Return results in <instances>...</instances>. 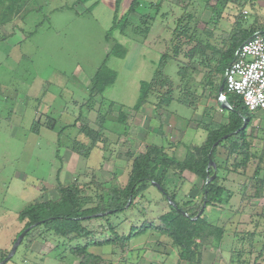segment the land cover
Returning a JSON list of instances; mask_svg holds the SVG:
<instances>
[{
	"label": "rangeland",
	"instance_id": "1",
	"mask_svg": "<svg viewBox=\"0 0 264 264\" xmlns=\"http://www.w3.org/2000/svg\"><path fill=\"white\" fill-rule=\"evenodd\" d=\"M132 1L121 0L120 3L123 8L125 6L128 8ZM143 1L147 3H142L138 12L149 15L152 23L146 41L143 39L145 36L140 35L144 31L143 28L135 33L129 28L125 35L120 30L110 31V19L106 9L114 8L115 10L116 0H87L86 2L83 0L80 2L78 0H19L17 3L20 7L19 13L9 23L6 19L11 13L6 8L7 2L3 1L4 4L0 5V19L4 18V22L0 21V250L10 245L16 224H19L18 212L33 203L30 194L33 195L34 192L30 184L36 187L58 185H55L51 179L53 173L62 165L60 161L65 155L63 151L71 147L69 140H73L75 132H79L84 123L94 130L102 126L105 138L110 143V140L115 141L118 136L124 134L119 132L125 131L124 127L133 119V116H138L140 111L135 112L132 109L140 100L141 86L144 84L143 90H145L155 71L159 70L156 56H147L146 53H150L147 50H151L157 54L158 58L160 57L161 77L169 79L173 85L172 99L174 100L169 106L160 109L159 101L155 98H160L167 89L153 90L152 93L155 94L150 96L148 103L141 109L142 114L145 115L143 116L144 130L153 132L152 127H154L163 132V127L160 128V125L166 119L172 117L188 122L193 119L196 110L197 114H200L203 110H208L210 106L215 107L214 112L210 111L211 114L213 113L211 115L213 122H215L216 114H223L216 106V98L212 97L209 89L204 90L202 87H198L196 94H192L190 101H194V108L179 103L180 97L183 98L184 95V91L181 90L183 87H178L181 85L179 69L187 65L182 54L188 53L197 42L200 47L198 52L205 58L209 56L212 70L222 58H229L225 55L220 57L221 59L213 58V55H220L229 50L230 41L224 45V40L238 29V27L234 28L235 18H240L239 11H241L239 10L241 6L236 5L239 9L234 10L232 5L242 1L230 0V4L222 8L223 2L218 4V0H171L177 4L180 3L181 9L172 12L170 17L164 20L165 25L167 22L170 24L168 30L173 31L177 21L181 20V28L184 27V23H187L186 27L191 28L194 35L190 33V37H186L185 41L183 39L180 55L177 54L175 58L170 57V60L165 63L161 60V54L173 49L171 39L167 34L166 43H161L162 48H160L159 35L152 37L160 29V10L157 13L156 8L148 4L155 0ZM188 1L189 5L185 7ZM225 7H227L225 12L227 17L222 22V11ZM190 8L192 9L189 10ZM118 10L117 16H120L123 13L120 14V4ZM216 10L219 11L218 20H216L217 17L215 18ZM246 10L248 12L251 9ZM161 12H164L163 8ZM188 14L195 16V20L188 22ZM253 14L255 13L252 9ZM247 25H249L248 22L243 24L249 28ZM107 35H109L108 39H106ZM121 35L128 36L130 39L119 41ZM147 42H154L155 46L146 47ZM113 43L128 49L129 53L123 57L124 59L116 56L118 51H114ZM113 51L116 54H112ZM172 51L170 55L173 54ZM150 60L156 64L148 65ZM104 62L108 69L116 73V78L101 96L104 101L101 113L98 104L89 110L86 100L91 89V79ZM226 63L225 61L223 64ZM198 69L196 67V70ZM199 70L204 72V69ZM196 76L197 81L200 80L201 76L199 74ZM192 90H189V94ZM105 109H108V112ZM119 109L124 112V115ZM46 116L55 121V130L45 128ZM121 118L123 122L120 121ZM38 119L43 124L39 129L40 132L34 133L32 125L34 120ZM148 119H151L152 127L146 122ZM98 120H101V123L98 124ZM254 120V126L251 124L247 129L250 150L246 158L248 164L243 163L241 166L244 168L234 170V159L228 157L227 153L224 159L219 153L218 161L227 167L223 169L225 178L227 180L241 179L245 183L240 186L243 190L237 199L229 198L228 201L224 199L218 205L206 208L204 216L207 221L213 226L223 228L225 233L218 248H202L199 264H264V257L257 258L264 245V198L249 200L251 192H246L249 181L254 180L255 177L264 180V120L261 117H255ZM132 122L137 123L138 119ZM72 124L76 131L70 128L65 133L59 132L64 126ZM108 132L115 137L109 136ZM139 153L142 152L134 155ZM116 154L111 151L109 154H104V160L107 162L103 164L101 170H97V179L109 181L112 179L111 175L117 173L118 182L123 186L131 161L127 159L126 166L122 165L121 171H118L114 165L110 164L114 160L113 157L116 158ZM242 161L238 158L235 164ZM114 162L116 164V161ZM97 163H99L97 157L92 156L88 162H85L84 168L91 169ZM90 177L92 176L89 171L85 176L86 182L90 180ZM80 182L84 181L80 180ZM88 185L89 187L85 188ZM227 188L234 187L227 184ZM80 189L82 197L85 196V201L80 208L82 210L96 208L99 200H96L95 196L97 197L100 193L99 188L85 183L84 187L80 186ZM166 189L168 193L174 190L170 185ZM160 196L161 193L155 186H148L144 197L137 200L132 208L118 215H110L106 219L93 218L84 222V226L90 232L86 237H58L52 231L46 233L44 225L31 229L36 231L31 234L35 232L34 238L42 240L44 244L47 243L54 249L42 258L50 260L54 259V256H63L66 259L65 264H79V260L71 252L77 246H84L90 241L115 240L116 236L131 237L125 242L117 243L116 241L113 245L106 247L90 248L89 252L99 259L93 264H177L178 250L166 236L144 227L142 229L144 234L137 237L135 235L132 238L133 234L141 230L144 223L159 226V217L169 211L167 203ZM50 197L53 198L56 195L51 193ZM200 202L201 198L196 201L197 204ZM213 208L222 212H218L217 215L210 214ZM255 222L258 223V227L255 229L254 237L249 239L247 233L254 231ZM110 227L113 228L112 232L109 230ZM30 237L31 235L23 240V244L11 260L13 263L24 264V254L28 256L31 252L24 251L22 248ZM10 249L7 250L8 253ZM181 264L187 263L181 262Z\"/></svg>",
	"mask_w": 264,
	"mask_h": 264
},
{
	"label": "trees",
	"instance_id": "2",
	"mask_svg": "<svg viewBox=\"0 0 264 264\" xmlns=\"http://www.w3.org/2000/svg\"><path fill=\"white\" fill-rule=\"evenodd\" d=\"M7 2V9L11 13L6 20L8 23L11 19L19 13L20 7L18 6L19 0H0V5ZM87 0H83L86 2ZM121 0H116L115 4V13L114 20L112 26L110 27V31L112 30H120L123 35L126 34L127 29L131 28L134 33L143 28V32L140 34L141 36H146L150 31L151 26V18L149 15L142 14L138 12V8L144 2L143 0H133L126 12V14L118 18L117 10L119 7ZM157 1V2H156ZM154 3H148L151 7H155L157 13L160 10L161 4L160 0H156ZM222 3V8L226 6L227 0H218V4ZM232 1V0H231ZM80 2V0H78ZM17 4V9L15 8ZM189 5V1L185 4V7ZM206 5L208 6V1H206ZM219 10L218 8H215ZM216 10V11H217ZM214 11V12H216ZM213 12V13H214ZM221 13V12H220ZM131 14H139L140 18H144L141 20L139 24L133 25L129 22L128 17ZM219 11L216 12L215 18L218 20ZM1 16V14H0ZM190 14L187 15L188 19L190 18ZM5 17V16H4ZM241 18H236L235 27H238L232 35L227 36V39L224 40V45H226L229 41V50L220 54L213 55V58L221 59L220 57L228 56L229 58H222L220 62L216 65L215 69H211L210 59L205 58L204 55H201L198 52L200 47L198 46V42L195 44L193 49L189 50L188 53L182 54L183 59L186 60L187 65H184L179 69V74L181 75V85L178 87H183L184 95L181 98L179 103H183L188 107L194 108V101L191 102L192 94H196L198 91V87H202L204 90L209 89L212 97L217 99V103L220 109L225 112L228 116V123L226 125L221 126L217 130H208L206 127V131L210 132L205 140V142L200 147H193L188 150L186 156L183 160L176 159L173 155H169L166 149L160 148L155 145H150L146 148L144 153H139L134 156V154H129L128 159H130V168L127 173L126 183L121 186L118 182V177L116 175H111L112 179L109 181H104L103 183L97 184L95 182L96 188H99V194L97 197L95 196L98 204L95 206L96 208L82 210L81 204L85 201V196L82 197L80 186L76 183L72 186L64 187L60 184L57 185V200H48L46 202L41 203H30L24 209H22L18 213V220L24 223V228H26L38 224L44 225V231L46 233L53 232L56 236L62 238L74 237V238H82L86 237L90 234V232L84 226V222L87 220L93 219L94 215L101 213H108L103 219L109 217L110 215H118L123 213L124 211L132 208L136 201L141 197H144V193L147 190L148 186H153V182L157 183L160 187H162L161 198L167 203L169 211L159 217L160 224L159 226H155L153 224L144 223L141 230L136 234H133L135 237L141 234H144L142 229L146 227V229H153L157 231L159 234L166 236L172 244L178 250V262L177 264H181V262H186L187 264H199L201 261V250L204 247H212L218 248L221 240L224 236L225 230L223 228H219L211 225L207 218L204 216L205 210L208 207H214L221 202V200H229L231 195L219 184V176L216 175L215 179L207 184H205L207 178V166L210 160L215 162L216 155L218 149L222 148L226 151L228 157H232L234 159L233 166L234 170L244 168L241 167L243 163H247L246 158L249 156L250 145L247 141V136L249 135L247 129L251 126L252 121L254 119L253 115L250 114L245 106L243 105L242 99L240 96L227 93L226 88H223V96L224 99L228 101L231 106V110H226L222 106V101L219 100L218 90L224 78L226 69L229 64L234 60L235 54L238 49L241 47L243 43L248 41L253 37L254 34L260 33L264 34V28H244V17L243 15H239ZM1 22H4V18L0 19ZM181 20H178L177 26H175L172 31L173 36L171 37V45H173L174 51L172 55L170 52H165L161 54V60H164V63L170 60V57H177L176 55H180V50L182 47V40L187 39L186 37H190L194 35L191 28H187V23L184 27L181 28ZM109 35H107V38ZM176 39V40H175ZM192 43V41L188 40ZM174 42L176 44H174ZM178 42V43H177ZM185 43V42H184ZM200 43V42H199ZM201 44V43H200ZM114 46V51H118V53H113L118 56V58H123L125 56V49L121 47L119 44H112ZM223 48V47H222ZM201 52V51H200ZM170 55V56H169ZM177 60V59H175ZM212 60V59H211ZM226 64H223L224 62ZM196 67L202 70H196ZM159 70L155 71L152 79L149 82V85L145 86V90H143L144 84L141 86V95L140 100L133 107V111H140L149 101L153 90L167 89L164 95H160L156 97L157 101H159L160 109L164 106L167 107L174 100L172 99L173 93V85L170 80L167 78H162V71H160V59L158 62ZM197 74H199L200 80L197 81ZM156 75V76H155ZM160 76V80H159ZM116 78V73L110 69H108L104 64L99 68L91 79V89L88 95V99L86 100V104L88 105V109L92 110L95 104L99 105V110L103 108L104 101H102V94L104 91L110 87ZM189 86V87H187ZM192 93L189 94V90ZM101 100V101H98ZM152 103V102H151ZM113 105V104H112ZM108 112V109H105ZM120 110V109H119ZM122 112V110H120ZM111 112V111H109ZM102 113V112H101ZM124 115V112H122ZM121 114V115H122ZM122 115V116H123ZM103 117L105 116L102 115ZM101 119V115H99ZM81 120V117H79ZM46 123L44 124L46 129L55 130V121L50 117H45ZM123 122V119H120ZM98 124L101 123V120L97 121ZM41 120L38 119L32 125V132L38 133L40 127H42ZM246 124L244 130H240L243 125ZM74 127V124H72ZM99 126L97 130L91 129L88 127L86 123L80 128L79 134L84 136L88 140V143H82L79 140H73L71 142L70 150L84 158H87L91 152V150L98 146L100 143L101 150L103 153L108 152V140L104 137L105 133L103 132V127ZM66 129L62 128L59 132L62 133ZM234 134L235 132H237ZM225 140H222L223 137L228 136ZM216 144V145H215ZM215 145V146H214ZM210 155V157H209ZM240 158L243 160L241 163L235 164V161ZM227 168V167H224ZM218 169V168H216ZM210 168L209 170V179L217 170ZM168 172H172L175 176H181L184 172H189L193 174L196 178L202 181V186L199 192V198L191 199V198H181L180 197V189L181 187L177 185L172 193H168L166 187L164 186V179ZM89 184V183H88ZM248 188L246 192H251L250 199L259 200L264 198V180L256 179L251 180L247 184ZM84 187V186H83ZM85 186V188H88ZM201 198V202L199 204L196 203L198 199ZM130 199V204L127 206V203ZM171 201L172 203H169ZM183 203L181 204L180 203ZM205 203V208L202 214L197 218V220H193L198 213L200 212L203 204ZM183 212H186L187 216L183 215ZM262 217V216H261ZM101 218V217H96ZM256 223V222H255ZM258 223L254 225V231L251 233H247L249 235V239L254 237L255 229L258 227ZM36 226V227H37ZM35 228V227H34ZM110 232L113 231V228L110 227ZM21 231V232H22ZM35 230H30L24 237L26 239L31 235L30 238L26 240L28 243H32L37 240L34 238ZM20 232V233H21ZM19 233V234H20ZM19 234L16 236L18 237ZM131 237V236H130ZM130 237L122 238L116 236L115 240L104 239L102 241L96 242H88L84 246H77L71 252L76 258L79 260V264H93L97 260H99L96 256L89 252V249L92 247H106L109 245H113L114 243H121L128 241ZM23 239V240H24ZM15 239L13 240V242ZM12 242V243H13ZM23 244V241L20 245ZM8 252H4L0 258V262L7 256ZM264 257V245L262 248V252L257 256V258ZM261 258V259H262Z\"/></svg>",
	"mask_w": 264,
	"mask_h": 264
},
{
	"label": "crops",
	"instance_id": "3",
	"mask_svg": "<svg viewBox=\"0 0 264 264\" xmlns=\"http://www.w3.org/2000/svg\"><path fill=\"white\" fill-rule=\"evenodd\" d=\"M227 1L228 2L226 4V6L230 4V0H227ZM241 1L242 2L239 1L237 4H233L232 6L234 7V10L239 9L238 7L241 6L239 9L241 11H239V12L244 17V23L248 22L249 25H247V26H249V28H250V26H253V28H258V30L260 28H264V0H241ZM160 4H161V7H160V13H161L160 14L161 15L160 16L161 17L160 18V29L156 34H153L152 37H157L159 35L160 48H162V44L166 43V39H167L168 35H169L170 39L172 37V31L170 32L168 30V28L170 27V24H169V22H167V25H165L164 20L166 18L170 17L172 12H177L176 10L181 9V4L180 3L179 4L174 3L171 0H160ZM166 5H167V8H166ZM236 5H238V7ZM120 7H121L120 14H121V12H123V13L120 16H118V18L123 17L129 8V7L127 8L126 6H125V8H123L122 3H120ZM162 8L164 9V12H161ZM226 8L227 7H225L222 11L223 12L222 17H221L222 22L224 21L223 19L227 17V13L225 14V12L227 10ZM191 9L192 8H190L189 10H191ZM246 9H248V10L251 9V10H249L250 12L249 11L247 12ZM252 9L255 13L253 15H252ZM106 11L109 15L108 18L110 19L109 20L110 25L112 26V23L114 20L115 10H114V8H107ZM117 11H119V10H117ZM244 11L246 12V16L243 14ZM110 14H111V17H110ZM190 14H191V12H190ZM231 14H233V12H231ZM136 18L137 19L140 18V15L139 14H131L128 17V20L131 24L136 25V24H139L141 21V20L138 21ZM228 18L232 19V20L234 19L232 17H228ZM142 20H144V18H142ZM191 20H195V16H190L188 22H190ZM245 20H247V21H245ZM177 23H178V21H177ZM151 25H152V23H151ZM244 28H247V27L244 26ZM150 29H151V26H150ZM126 33H127V31H126ZM149 33H150V31L148 32V34ZM148 34L143 38L144 41H146ZM119 37H120L119 41H128L130 39V37H128V36H122L121 35ZM147 43L148 44L145 45L146 47L155 46L154 42H147ZM120 46L123 47L122 45H120ZM127 46H131V45L127 44ZM123 48L125 49V51H126L125 55L127 56L129 51L126 47H123ZM147 51L150 53H146V55L147 56H156L155 58H156V61L158 63L160 57L158 58L157 54H155L154 52H151V50H147ZM152 64L154 66L156 63L153 60H150L148 62V65H152ZM216 106H218V108L220 109L218 103L216 104ZM146 110H149V109H146ZM210 111L214 112L215 107L210 106V108L208 110L207 109L203 110L200 114H197V110H196L195 114L193 116V119L191 121H188V122L185 120L182 121V120H178V119H173L172 117H170L169 114H167V116L170 117V119H166V121L163 123V124H165L164 126H163V124L160 125V128L163 127V130H164L163 132L161 130L158 131L156 128L152 127L150 125L151 119H148V121H146V122L150 125V127H152L153 132H147L146 130H144V127H143V123L145 122V120L143 119V116H145V115H143L142 111L140 110V113L137 114L138 116L137 117L133 116V119H131V121L128 123V125L126 127H124L125 131L119 132V134L124 133L122 135L124 137L118 136L115 139V141L110 140V143L108 141L107 145H109V147H108L107 153L109 154L110 151L113 152V154L117 153L116 158L113 157L114 160L113 161L111 160L112 163H110V164L114 165L115 169L117 168L118 171L119 170L121 171L120 168H122V165L126 166V162H127L126 160L128 159L129 154H135L138 152L144 153L146 148L150 145H155V146H158L160 148L167 149L166 151L169 155H173L178 160H183L185 158L188 150L192 149L193 147H195V148L200 147L205 142L208 134L210 133V132L206 131V127L208 128V130H217L221 126L226 125L228 123V116L225 112L222 111L220 113H223V114H216L215 122H213L212 116H211V115H213V113L211 114ZM143 112H144V110H143ZM160 112H162V111H160ZM46 113H47V111H46ZM145 114L148 115L149 113H145ZM253 117L255 119V117H261V115H255V116L253 115ZM136 119H138V122L133 123L132 121L136 120ZM254 119L252 121L253 126L255 124ZM34 121L36 122V120H34ZM65 127H66L65 131H67L70 128H73L75 130V127H73L72 125L71 126H64L63 128H65ZM142 130H143V132H139ZM65 131L62 133H65ZM39 132H40V130L38 131V133ZM75 133L76 134L72 138L73 140H79L80 142L85 143V144L88 143V140L86 138H84V136L79 134V132H75ZM251 133L252 132H250V134ZM253 133L257 134L258 132H253ZM248 134H249V132H248ZM108 135L111 136L113 134L108 132ZM78 137H80V139ZM104 137H106V136H104ZM113 137H115V135H113ZM73 140L70 139L69 142L71 143ZM63 152H65V155L63 156L62 161H60V164L62 163V165L59 166L55 170V172L53 173V177L51 178L52 181H54L55 185L60 184L61 186L68 187V186H72L75 183L79 186H82V185L84 186L85 183H90V186H95V182L97 184L104 182L103 180L101 181L100 179H97L98 178V176H97L98 171L97 170H101L103 164L105 162H107L104 160V153L101 150L100 143L98 144L97 147H95L91 150V152L87 158H84L83 156H80V155L72 152L70 150V148H68V149L66 148L65 151H63ZM219 153H221V156L224 157V159L226 157L225 156L226 151L222 148L218 149L216 159H215L216 168H218V169H216L217 171L215 173H216V175L219 176V184L222 187H225V190H227V191L233 190L234 191L233 193H229V194L231 195L230 199L235 200L238 198L239 193L243 190L242 188H240V186L242 185V183H245V182L242 181L241 179L231 178V180H227L225 178V172L223 170L224 164L221 163L220 161H218ZM92 156H96L97 159L99 160V163H97L95 165V167H92L91 169L90 168H84L85 162L86 161L88 162L89 158ZM113 158H111V159H113ZM80 160H81V162H80ZM128 160H130V159H128ZM114 161H116V164ZM108 162H110L109 159H108ZM89 171L91 172L92 177H90V180L88 182H86L85 176H86V173ZM116 175H117V177L119 176L117 173H116ZM80 180H83L85 183L80 182ZM202 184L203 183L200 179L196 178L193 174H191L189 172H184L181 176H175L172 172H168L166 174L165 179H164V186L165 187H167L168 185L172 186L173 189L177 185H179L181 187L180 194H179L181 196V198H191V199L199 198V192H200ZM227 184L233 186L234 188H227ZM30 187H31L32 191L34 192L33 195L30 194L31 200L33 201V203L34 202L35 203H41V202H46L48 200H57L58 199L57 186L50 185L49 187H45V186L36 187L35 185L30 184ZM51 193H52V195L55 194L56 197H53V198L50 197ZM160 198H161V196H160ZM211 211H213V212L210 214H213V215H217L218 212H220V213L222 212L220 210H217L216 208H213ZM17 221L19 222V224L18 225L16 224L15 231L13 232L14 236L10 240V245L8 247H4V249L0 250L1 251L0 252V258H1L2 253L6 252L7 250H9L11 248L13 240L16 238V236L24 228V223L20 222L18 220V217H17ZM18 228H19V230H18ZM47 245H49V244H47V243L44 244L42 240H37V241L35 240L32 243L26 242L23 245L22 249L24 251L29 250L31 253L28 256L26 253L24 254L23 263L24 264L25 263L26 264H28V263L29 264H46V263L65 264L66 259H64L63 256H60V257L54 256V259H50V260L42 258V256L50 253L53 249L52 247H50V245L49 246H47ZM20 247H21V245L18 247V249ZM36 256H38V257L36 258ZM12 258L6 264H15L11 261Z\"/></svg>",
	"mask_w": 264,
	"mask_h": 264
},
{
	"label": "built area",
	"instance_id": "4",
	"mask_svg": "<svg viewBox=\"0 0 264 264\" xmlns=\"http://www.w3.org/2000/svg\"><path fill=\"white\" fill-rule=\"evenodd\" d=\"M224 79L226 92L240 96L247 111L264 120V34H254L241 45Z\"/></svg>",
	"mask_w": 264,
	"mask_h": 264
},
{
	"label": "water",
	"instance_id": "5",
	"mask_svg": "<svg viewBox=\"0 0 264 264\" xmlns=\"http://www.w3.org/2000/svg\"><path fill=\"white\" fill-rule=\"evenodd\" d=\"M224 82H225V79L223 78L222 83H221V85H220V87H219V90H218V95H222V96H223L222 93H223V88H224ZM221 101H222V103H221L222 106H223L226 110H231V109H232L231 106H230V104L228 103L227 100L224 99V97H223V99H222ZM245 127H246V125L244 124L243 127L240 128V130L245 129ZM236 133H238V131L235 132L234 134H236ZM231 135H233V134H230V135H228V136L223 137L222 140L227 139V138L230 137ZM215 145H216V144H215ZM215 145H214V146H215ZM209 157H210V155H209ZM210 168H213L214 170L216 169V163L213 162L212 160L209 161L208 166H207V169H206V172H207V178H208V179L206 180L205 184H207V183L213 181V180L215 179V177H216V173L214 172V174H213V175L210 177V179H209V170H210ZM153 186H155L159 191L162 190V187H160V186H159L157 183H155V182H153ZM168 202H169V203H172L171 201H168ZM129 204H130V199H129L128 203H127V206H129ZM204 208H205V203L203 204V206H202L200 212L198 213V215H197L195 218H193V220H197V218H198V217L202 214V212L204 211ZM108 213H110V212H108ZM108 213L96 214V215H94L93 217H94V218H96V217H103V216H106ZM183 215H184V216H187L186 212H183ZM37 225H38V224H34V225H32V226L26 228L25 230H23V231L19 234V236H18V237L16 238V240L14 241V243H13L11 249H10V252H9V253L7 254V256H6V257L0 262V264H6V263H7V262H8V261H9V260L15 255V253H16L18 247L20 246L22 240L24 239L25 235H26L31 229H33L34 227H36Z\"/></svg>",
	"mask_w": 264,
	"mask_h": 264
},
{
	"label": "bare ground",
	"instance_id": "6",
	"mask_svg": "<svg viewBox=\"0 0 264 264\" xmlns=\"http://www.w3.org/2000/svg\"><path fill=\"white\" fill-rule=\"evenodd\" d=\"M16 240V239H15ZM14 243V242H13ZM13 245V244H12Z\"/></svg>",
	"mask_w": 264,
	"mask_h": 264
},
{
	"label": "clouds",
	"instance_id": "7",
	"mask_svg": "<svg viewBox=\"0 0 264 264\" xmlns=\"http://www.w3.org/2000/svg\"><path fill=\"white\" fill-rule=\"evenodd\" d=\"M221 101V100H220Z\"/></svg>",
	"mask_w": 264,
	"mask_h": 264
}]
</instances>
